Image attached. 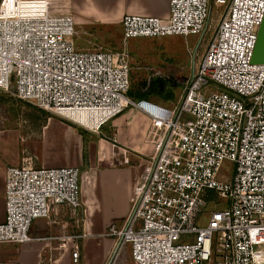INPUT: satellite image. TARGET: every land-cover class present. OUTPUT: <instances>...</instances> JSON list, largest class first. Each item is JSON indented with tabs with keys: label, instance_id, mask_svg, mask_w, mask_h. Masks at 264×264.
<instances>
[{
	"label": "built area",
	"instance_id": "1",
	"mask_svg": "<svg viewBox=\"0 0 264 264\" xmlns=\"http://www.w3.org/2000/svg\"><path fill=\"white\" fill-rule=\"evenodd\" d=\"M263 17L264 0H168L164 19L125 15V46L137 38L203 37V53L191 57L182 91L166 108L129 97L125 48L78 47L70 12L50 0H0V95L94 132L131 108L161 130L127 215L103 234L113 242L105 264H117L125 245L131 264H264V65L251 63ZM151 72L141 92L151 79L178 83ZM78 112L93 121L74 120ZM225 162L234 171L219 182ZM81 176L77 167L7 166L0 244L59 240L64 247L78 239L29 232L56 206L81 218ZM71 259L78 262L76 245Z\"/></svg>",
	"mask_w": 264,
	"mask_h": 264
},
{
	"label": "crops",
	"instance_id": "2",
	"mask_svg": "<svg viewBox=\"0 0 264 264\" xmlns=\"http://www.w3.org/2000/svg\"><path fill=\"white\" fill-rule=\"evenodd\" d=\"M50 2L56 11L71 13L76 36H86L90 38L88 42L96 45L101 44L98 41L99 44L95 43V38L112 37L113 31L117 32V35L121 34V20L125 15L160 19L168 15V0H50ZM78 47L90 46L86 43ZM140 93L144 92L140 91ZM145 100L166 108L172 102L157 96H149ZM59 123L66 125L69 130H72L74 126L73 130L77 131L82 140L83 136H86L70 122L60 119ZM50 127V125L46 127L45 134L47 133L46 138L51 139L52 142L65 139L66 142L73 139V135L68 134L69 131L62 132L63 130L55 125L56 133L48 138ZM151 129L161 133V130L154 127L151 121L140 112L132 108L127 109L100 129L101 133L97 135L99 137L94 139L97 151L92 156L89 154L84 160L77 155V159L72 160L71 156L65 154L67 159L59 160L56 155L51 160L39 162L47 166L72 164L74 161L72 166H41L44 168L73 167L74 165L83 167L80 182L83 213L81 218L75 217L67 207L56 206L49 218L33 221L30 236L61 238L75 235L79 238L70 242L67 240L64 247L59 240L30 242L22 245L1 243L0 264H105L112 251L113 242L105 238L103 234L112 222L120 223L128 213L132 189L142 172L144 160L152 154L153 146L160 136V134L151 135L149 133ZM122 152L127 153L126 164L119 165L117 161L121 162ZM5 169L0 170V175L2 174L3 177ZM3 193L4 182L0 190L2 203L0 222L4 220ZM74 245L77 246L79 253L77 263H73L71 259V250Z\"/></svg>",
	"mask_w": 264,
	"mask_h": 264
},
{
	"label": "rangeland",
	"instance_id": "3",
	"mask_svg": "<svg viewBox=\"0 0 264 264\" xmlns=\"http://www.w3.org/2000/svg\"><path fill=\"white\" fill-rule=\"evenodd\" d=\"M113 32L114 36L112 37L95 38L94 41L95 43L99 42L102 45H99V47L104 49L118 51L125 48L127 50L131 68L130 88L133 91H139L143 87V82L144 86L146 85L145 82L151 76V71L153 70L162 75L170 76L178 82L172 83L157 78V80H160L164 84V93H171L173 98H171V101H176L182 91V84L185 83L190 72L191 57L195 54L200 56L203 53V37L190 36L185 38L182 36H168L155 40L137 38L131 39L125 46L122 42V31L120 35H117L115 31ZM89 39L83 35L74 37L76 45L79 46L85 45ZM196 61L197 58L194 57L193 62L195 64ZM146 69L152 70L147 71ZM59 121L60 119L56 116L44 112L30 103L17 99L13 94L0 95V170L10 165H20L23 160L31 162L34 167H56L57 164L46 166L41 165L39 162L51 160L56 155L59 160H66L67 156H71L72 160L77 159L78 156L85 160L89 154L92 156L97 151L94 139L99 137L97 135L101 133L100 130L94 132L76 125L75 127L79 128V131L81 130V132L83 131L86 134L82 140L77 131L73 130L74 126L72 130H69L66 125L60 124ZM48 125L51 126L48 131V138L53 133H56L57 129L54 127L55 125L59 129L61 128L62 132L69 131L68 134H72L73 139L66 142V139L52 142L51 139L46 138L47 133L45 134ZM149 133L157 136L160 134V131L151 129ZM72 164H58L57 166H72ZM73 167L79 168L80 172H82L83 167L81 165H74ZM233 171L234 166L231 163L225 162L221 167L217 180L219 182L227 180L233 174ZM3 178L1 174L0 190L4 182ZM218 200L222 203L226 201L225 199ZM1 204L0 200V221L2 218ZM203 225L204 221L200 226ZM117 264H131L128 245L123 247Z\"/></svg>",
	"mask_w": 264,
	"mask_h": 264
},
{
	"label": "trees",
	"instance_id": "4",
	"mask_svg": "<svg viewBox=\"0 0 264 264\" xmlns=\"http://www.w3.org/2000/svg\"><path fill=\"white\" fill-rule=\"evenodd\" d=\"M142 86L144 87V82H143ZM143 87H141V89ZM141 89H139V91L138 90L133 91L130 88V90L128 92L129 97H132L134 99H136V98L137 99H146L149 96H157V97L163 98L164 100H169V99L172 100L173 99L171 93H168V94L164 93V84L160 80H158V81H156V79L151 80L149 83V87H148L147 91H145L144 93H140Z\"/></svg>",
	"mask_w": 264,
	"mask_h": 264
},
{
	"label": "water",
	"instance_id": "5",
	"mask_svg": "<svg viewBox=\"0 0 264 264\" xmlns=\"http://www.w3.org/2000/svg\"><path fill=\"white\" fill-rule=\"evenodd\" d=\"M251 63L255 65H264V17L257 32Z\"/></svg>",
	"mask_w": 264,
	"mask_h": 264
},
{
	"label": "bare ground",
	"instance_id": "6",
	"mask_svg": "<svg viewBox=\"0 0 264 264\" xmlns=\"http://www.w3.org/2000/svg\"><path fill=\"white\" fill-rule=\"evenodd\" d=\"M18 8H19V6H18ZM80 113L81 112L73 113L72 118L74 120L82 122L83 124H89L90 121H93L94 118H93L92 113H90V112H87V113L82 112L81 114Z\"/></svg>",
	"mask_w": 264,
	"mask_h": 264
}]
</instances>
